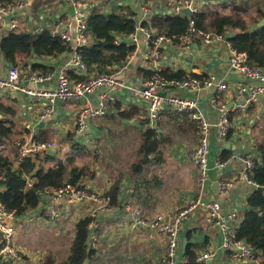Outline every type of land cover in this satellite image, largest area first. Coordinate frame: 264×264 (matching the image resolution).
I'll return each mask as SVG.
<instances>
[{"label":"crops","instance_id":"0c3cea01","mask_svg":"<svg viewBox=\"0 0 264 264\" xmlns=\"http://www.w3.org/2000/svg\"><path fill=\"white\" fill-rule=\"evenodd\" d=\"M40 1L34 0L33 5L26 9L24 17L19 18L20 29L40 31L49 28L52 30L60 21H72L73 7L69 0H55L44 8L41 7ZM81 1L88 6L91 14L94 4L97 2L95 0H91V2ZM182 1L184 0H110L109 4L102 5L106 8L105 10H102L101 6L99 7L100 10L108 12L121 8H131L137 14L136 19L141 21L144 18V8L150 9L158 15H171L172 5ZM222 1L225 0H193L196 6L200 8L206 4H218ZM244 1L250 2L249 6L252 13H255L258 7L264 12V0ZM7 33V31L0 32V43ZM195 44L198 45V49L194 48ZM194 45L191 49H185L177 43L162 46L160 50L161 65L165 69L183 70L186 74L199 77L214 76L217 80L225 81L226 92L219 95L218 98L220 103L229 108V116L232 118V136L227 141L220 140L218 137L220 115L218 110L211 105V99L214 97L212 90L195 92L172 89L171 94L198 100L211 124L210 170L207 190L204 195L205 201L217 200L224 214L235 210L242 218L248 208L247 200L255 188L246 182L239 181L227 196L220 197L217 195L218 192L214 191L213 184L222 180H237L239 171L244 166L243 159L256 158L257 145L261 142L264 143V97L253 106H246L245 100L239 97L238 91L242 85H257L259 82L230 68V52L226 41L208 45L199 37L195 40ZM147 52L146 41L141 37L135 53L129 59L130 63L127 64V68L121 76L123 79L132 82L135 77L143 76V74H139L141 69L150 70V67L146 68L144 63ZM33 59L36 60L37 58ZM72 60L73 53L68 52L58 57L44 58L42 62L52 69L47 75L50 79L45 82L31 81L25 84L29 85L30 88L53 90L57 86V79L61 72H66L68 75L69 71H74L78 76H83L84 71L80 68L71 67ZM10 67L0 54V78L6 76ZM17 67L24 72H31L30 65L23 67L20 64ZM36 74L41 75L37 71ZM100 94L99 91L93 96L77 102L67 101L68 104H66L67 102H59L54 111L50 113H48L43 100L32 98L26 94L13 96L4 90H0V100L17 110V116L14 120L19 132L24 131L23 135L26 134L28 132L27 125L32 124L36 136L40 132H46L48 140H50L51 136L55 134L54 130L59 129L72 136L73 133L69 131L74 129L75 133L79 110L85 105H97ZM115 101H118L125 110L132 106H138L142 113L137 118H120L112 106ZM188 115L176 120L173 118L175 115L168 109L161 113L157 124L153 127L159 133H163L160 155L158 156L160 160L151 161V164L140 174L133 172V165L139 163L143 157L139 150L142 132L149 128L146 127L147 123H144L147 121V111L144 106L132 98L129 91L122 90L114 94V100L109 103L108 114L104 118L95 120L90 125L86 135L77 137L75 134L74 140L81 143L80 145H87L90 142L88 139L93 137L98 138V140L99 138H106L108 141L116 140L112 142L111 151H104L114 159V165L108 167L106 171H97L95 181H98L101 187H98L99 184L95 182L94 188L103 194H110L113 184L120 180L117 204L112 205L110 213L101 215L96 220L99 225L97 229L99 248L94 250L96 252L94 257L87 260L85 264H92L93 260H97L98 264H163L166 251L165 238L157 236L150 239L146 229L134 228L131 216L125 209L128 206L138 207L147 218H152L157 214L171 215L177 213L197 199L199 196V177L197 170L190 162V154L199 143V130L197 124ZM63 119H65V123ZM96 125H98L97 128ZM93 131L95 132L94 135L92 134ZM19 138L17 142L20 140ZM70 139L72 138L70 137L66 141H70ZM133 139L135 142L132 141ZM133 144L136 145L135 148ZM227 145L230 148H227ZM224 149H230L233 157L226 165L219 166V157ZM153 158L155 157H150V160ZM57 159L65 161L60 157ZM130 159L133 160L130 167H126L127 169L122 167L126 163H131ZM52 164L54 163H49L46 166H52ZM33 182L31 180V183ZM84 182L92 184L93 179L88 177ZM180 208L182 209L180 210ZM90 209V202L79 206H69V214L64 221H68L67 224L73 222V229L77 222L85 217L82 215L83 212L90 215ZM20 225L24 226L25 224L19 223L18 226ZM182 228V243L186 239L187 233L191 232L192 243L206 245L198 251V255L210 248L217 251V257L212 264H260V261L252 263L248 260L232 258L231 253L222 248L224 238L221 231L206 222V211L203 208L198 209L189 220L183 222ZM19 249L30 257L28 262L24 261L22 264H38L37 257L33 259L26 253L28 248L19 246ZM180 258L185 261L182 244Z\"/></svg>","mask_w":264,"mask_h":264},{"label":"built area","instance_id":"2783aa9c","mask_svg":"<svg viewBox=\"0 0 264 264\" xmlns=\"http://www.w3.org/2000/svg\"><path fill=\"white\" fill-rule=\"evenodd\" d=\"M73 7L72 21H60L51 31L54 36L61 38L65 43L73 47V60L71 67L80 68L86 72L87 66L82 61L80 52L82 48L91 42L87 30V23L90 16L89 8L81 0H69ZM34 0H18L15 4L0 5V32L14 31L19 28V18L24 17L26 9L32 6ZM188 8L192 15L201 8L196 6L193 0H184L172 5L170 14L173 16H183L182 10ZM144 18L139 21L137 31L129 37L132 44L138 46L140 38L146 41L148 52L144 57V63L154 75L143 79L135 77L132 82H127L121 76L124 74L127 64L118 67L114 73H101L93 75L86 82L74 83L67 73L61 72L57 79V86L53 90H42L30 88L26 82L36 83L45 82L49 76H41L34 72H24L18 67H10L5 77L0 78V90H4L13 96L26 94L32 98L43 100L48 113L53 112L59 102L82 100L101 92L97 105L82 106L76 118L75 134L77 137L86 135L90 125L97 119L104 118L109 112V103L114 100L116 92L127 90L132 94V98L147 111L146 127H154L161 113L168 109L173 115L189 114L191 120L195 122L199 130V143L190 154V162L197 170L199 177V196L183 210L171 214H157L152 218H147L141 209L128 206L126 212L130 214L132 226L134 228H144L148 232V237L153 239L162 236L166 240V251L163 264H184L181 260V233L183 222L189 220L191 216L200 208L206 211V222L218 228L224 238L222 248L231 253L234 259H244L252 263L260 261L262 255L260 251L253 249L244 241L236 240V231L241 221V215L235 210L227 214L222 212L220 203L215 201H205L204 195L209 181V158L211 143V124L205 112L196 99L182 98L171 94L172 89H182L200 92L212 90L214 97L211 105L218 110L220 119L218 123V137L220 140L227 141L231 130L229 119V108L220 103L218 96L225 93L227 86L225 81L217 80L214 76L202 77L193 74H186L181 80L166 81L162 80L158 73L164 67L161 65L160 50L164 45L174 44V41L185 49H191L197 38H201L205 44L226 41L228 32L215 33H196L195 24L192 17H187L189 21L188 32L179 37H167L165 35L153 36L151 30L141 26L143 21H148L153 11L143 9ZM12 16L9 20L8 17ZM186 17V16H185ZM230 52V68L238 71L259 84L242 85L238 95L245 100L246 106H253L264 97V70L255 68L249 64L248 55L245 52L236 51L229 41H226ZM165 94V95H163ZM7 96H10L6 94ZM27 133L17 142L16 165L20 166L23 161L37 154H44L57 147L53 141H39L33 132L32 124L27 125ZM219 166L227 164L218 162ZM244 166L239 171L237 180H222L218 183V194L220 197L227 196L239 181L246 182L253 186L255 190L260 187L250 179V173L255 169L256 162L254 157L243 159ZM32 186L33 183L30 182ZM35 191L41 196V203L35 209L21 217H17L15 211L9 210L0 202V264H22L24 255L17 244L18 224L34 222L38 219L56 223L65 220L69 214V206H79L86 202L91 203L92 222L89 225L90 235L88 246L96 250L99 245V235L97 232V219L101 215L110 213L112 209V198L110 194H103L95 188L89 186L84 181L81 184L73 185L67 183L59 189L41 190L39 187ZM217 257V251L213 248L201 253L197 261L200 264H212Z\"/></svg>","mask_w":264,"mask_h":264},{"label":"trees","instance_id":"16d2710c","mask_svg":"<svg viewBox=\"0 0 264 264\" xmlns=\"http://www.w3.org/2000/svg\"><path fill=\"white\" fill-rule=\"evenodd\" d=\"M17 1L0 0V5H12ZM95 1L99 5L94 4L87 23L91 42L80 52L87 70L83 76L69 71L68 76L74 83L86 82L93 75L114 73L118 67L128 63L137 49V46L129 40V37L137 31L139 24L136 19L137 14L131 8L102 11L99 6L109 4L110 0ZM249 3L244 0H225L218 4H206L193 15L192 19L196 33H232L233 37L229 39L231 46L238 52H245L250 65L264 70V27H259V23L264 19V12L260 7H256V12L252 13ZM189 21L185 16L153 13L148 21L141 23V26L151 30L155 37L165 35L173 38L188 32ZM174 43L177 42L174 41ZM67 52L73 53V47L54 36L49 28L40 31L20 28L8 31L0 43V54L11 67H17L20 64L23 67L30 65L31 72L37 71L44 76L48 75L52 69L45 66L43 59L58 57ZM40 60L41 62H38ZM139 74H143L141 77L146 79L153 76L154 72L141 69ZM158 75L162 80L174 81L184 78L186 72L164 68ZM112 106L116 109L118 116L124 119L137 118L142 113L138 106L125 110L118 101H115ZM16 116L17 110L0 100V202L9 210L15 211L17 217L35 210L40 205L42 198L35 191L36 187L42 191L59 189L67 183L78 185L88 177L96 178V173L91 171L89 166L79 167L75 157L71 156L66 161H62L56 156L49 157L51 156L49 152L31 156L17 166L16 142L24 131L17 130L14 120ZM186 116L187 114H175L173 118L178 120ZM229 119L232 123V118L229 117ZM231 136L232 129L228 139ZM162 137L163 133H159L156 128L144 129L139 150L143 157L139 163L133 165L134 173L140 174L151 164V161L160 160L158 156ZM36 138L39 141L48 140L46 132H40ZM76 149L80 150V148ZM150 157L155 158L150 160ZM232 157V151L224 149L219 161L220 163L229 162ZM255 157L256 167L249 177L257 185L264 187V143L257 145ZM57 160L59 161L55 162ZM49 163L54 164L46 166ZM31 180L34 181L32 186ZM119 187L120 180H117L110 191L113 206L118 202ZM247 201L248 208L237 228L236 240L244 241L253 249L260 251L262 255L260 264H264V193L255 190ZM91 222L92 218L88 216L77 222L70 253L61 264H85L87 260L94 257L96 252L88 246ZM186 239L188 246L184 253V264H200L197 261L198 251L206 245L192 243L191 232L187 233ZM56 262L55 256L50 255L44 259L43 264H57Z\"/></svg>","mask_w":264,"mask_h":264},{"label":"rangeland","instance_id":"374dc122","mask_svg":"<svg viewBox=\"0 0 264 264\" xmlns=\"http://www.w3.org/2000/svg\"><path fill=\"white\" fill-rule=\"evenodd\" d=\"M53 1L55 0H41L40 1V3H42L41 7L44 8V6H47ZM87 2H91V0H87ZM105 9H106L105 7H102V10ZM66 102L67 101L62 103H66ZM68 103L69 102H67L66 104ZM63 122L65 123V119H63ZM97 127L98 125H96V128ZM54 132L55 134L53 135L52 133H50V135H52L51 139L47 141L56 142L57 147L48 153L51 155L49 157L56 156L57 158L60 157L66 161L68 157L73 156L75 157L76 163L79 167L89 166L90 170H93L96 174L97 171L99 172L106 171L108 167H112L114 165V159H112L111 155H108L104 151L106 152L111 151L112 142L116 140L108 141L106 138H99L98 140V138L93 137L91 139H88L90 142L87 145H80L81 143H78L74 140L75 137L74 129L72 131H69L73 133L72 139H70V141H66V140H68L71 136L67 133H64L63 130L60 129L54 130ZM92 134L94 135L95 132L93 131ZM132 141L135 142V139H133ZM133 146L135 148L136 145L133 144ZM117 147H119V145H117ZM76 148H80V150ZM130 162L131 163H126L125 166L122 167H124L125 169L129 168L133 160L130 159ZM95 180L96 179H93L92 184H89V186H91L92 188L95 187L96 183L99 184V182ZM98 187H101L100 184ZM182 208H180V210ZM87 214L88 213L85 212L82 213L83 216L89 217L91 215V212L90 215ZM67 223L68 221H64V220L58 221L56 223H52L47 220L38 219L34 222H28L24 226L20 225L18 226L19 232H18L17 242L19 246H24L28 248L27 249L28 252L26 253L30 255L33 259L37 257L38 264H42L44 259L50 255L55 256V260L57 261L56 262L57 264H61L70 253V246L74 234L73 233L74 228L72 229V225H74V223L73 222L71 224H67ZM22 254L25 256L23 257L24 260L28 262L30 260V257L26 256L23 252ZM92 264H98V261L93 260Z\"/></svg>","mask_w":264,"mask_h":264},{"label":"water","instance_id":"95a60500","mask_svg":"<svg viewBox=\"0 0 264 264\" xmlns=\"http://www.w3.org/2000/svg\"><path fill=\"white\" fill-rule=\"evenodd\" d=\"M182 13H183L184 16H187V17H192V16H193L191 10H189L188 8L183 9V10H182ZM11 17H12V16H9L8 19L10 20ZM259 27H264V19L259 23ZM232 37H233V34H232V33L229 34V36L226 38V41H229V39L232 38ZM194 48L198 49V45L195 44V45H194ZM38 62H40V61H38ZM26 83H27V82H26ZM26 85H27V84H26ZM163 95H165V94H163ZM263 102H264V99H263ZM227 148H230V146L227 145ZM213 189H214V191H215L216 193L218 192V182H215V183L213 184ZM256 191L261 192V193H264V187H258V188L256 189ZM187 246H188V241H187V239H184V241H183V243H182V252H183V253H185Z\"/></svg>","mask_w":264,"mask_h":264},{"label":"bare ground","instance_id":"6f19581e","mask_svg":"<svg viewBox=\"0 0 264 264\" xmlns=\"http://www.w3.org/2000/svg\"><path fill=\"white\" fill-rule=\"evenodd\" d=\"M63 73H65V72H63Z\"/></svg>","mask_w":264,"mask_h":264}]
</instances>
